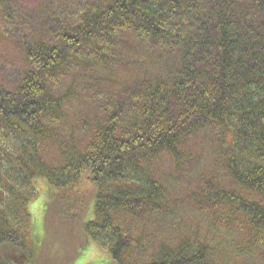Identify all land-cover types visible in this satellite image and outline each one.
<instances>
[{
	"label": "trees",
	"instance_id": "obj_1",
	"mask_svg": "<svg viewBox=\"0 0 264 264\" xmlns=\"http://www.w3.org/2000/svg\"><path fill=\"white\" fill-rule=\"evenodd\" d=\"M38 1L0 0L25 61L0 80V264L54 237L31 238L38 179L108 264H264V0ZM199 144L219 168L185 197L212 222L180 236Z\"/></svg>",
	"mask_w": 264,
	"mask_h": 264
},
{
	"label": "rangeland",
	"instance_id": "obj_2",
	"mask_svg": "<svg viewBox=\"0 0 264 264\" xmlns=\"http://www.w3.org/2000/svg\"><path fill=\"white\" fill-rule=\"evenodd\" d=\"M54 1L59 2V0ZM24 3H26L25 9L29 10V14L30 12L33 14L37 23H40L43 18L36 11H32L33 9H37L39 1L15 0V4L18 6ZM45 3L47 4V2L43 1L42 5H45ZM47 15L48 12L46 13V16ZM22 24L24 26L29 25L27 27L33 28L30 25H35L36 23L29 22L28 24L27 22H22ZM43 24L46 25V22ZM35 27H38V24H36ZM3 30L4 27L0 14V80L3 81L5 85L12 88L20 78V73H22L25 67V61L21 54L17 38L12 34H5ZM197 149L204 152L203 158H201V161L197 164L193 172L187 175L188 179H181V181L184 182L182 189L175 191V196L179 198L181 207H183L180 214L183 221H179L182 229L179 232L174 231L175 234L180 236L193 231L198 225L201 230H206L207 228L202 227L206 223L212 222L209 216L201 219L198 214L196 215L193 209L194 207L185 197L189 192L198 190V185L201 182H206L211 177H214L216 170L219 168V165L212 157L211 147H205L203 144H199ZM160 167L167 170L163 163H161ZM223 183L228 186L227 181H223ZM36 186L38 187V193L31 201L30 205L31 238L36 234V231H41L40 234L43 236V234H45L43 232L46 229L52 233L54 237L46 241L43 240L42 237L40 238V244L45 245L42 250L37 251L36 262L34 264H62L64 262L65 264H108L110 260L109 257H107V250L105 248L89 237L83 229L77 230L58 216L56 204L52 205V198L49 194L50 186L42 179H38ZM231 186L235 188L233 184H231ZM218 188L220 189L219 186ZM46 202L48 206L47 212ZM52 219L60 226L57 224L55 228H50V220ZM223 234L224 232L221 231L219 240H217L215 236L211 235V237L215 241L222 243ZM223 241H226L225 237ZM77 252L81 254V256L76 258L73 263H69L70 260L76 256ZM40 256H43L47 261H38Z\"/></svg>",
	"mask_w": 264,
	"mask_h": 264
}]
</instances>
